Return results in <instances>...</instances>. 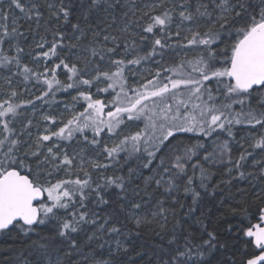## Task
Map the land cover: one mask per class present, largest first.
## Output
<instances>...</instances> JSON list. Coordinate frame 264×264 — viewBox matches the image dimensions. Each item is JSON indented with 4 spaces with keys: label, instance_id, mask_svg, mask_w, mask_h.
Masks as SVG:
<instances>
[{
    "label": "snow or ice",
    "instance_id": "1",
    "mask_svg": "<svg viewBox=\"0 0 264 264\" xmlns=\"http://www.w3.org/2000/svg\"><path fill=\"white\" fill-rule=\"evenodd\" d=\"M6 2L0 52L15 55L0 54L5 83L42 84L34 100L49 108L73 90L66 110L86 107L37 121L34 100L10 102L16 89L0 104V238L20 241L0 250V264H264V0ZM118 21L122 36L107 31ZM191 47L196 56L127 87L137 66ZM117 88L110 101L95 98ZM25 105L33 115L20 119ZM141 120L121 135L125 121ZM241 127L248 134L237 140ZM178 133L188 142L173 143ZM249 158L255 171L245 170ZM240 180L251 201L241 188L243 202L214 196ZM153 223L159 242L137 251Z\"/></svg>",
    "mask_w": 264,
    "mask_h": 264
},
{
    "label": "rangeland",
    "instance_id": "2",
    "mask_svg": "<svg viewBox=\"0 0 264 264\" xmlns=\"http://www.w3.org/2000/svg\"><path fill=\"white\" fill-rule=\"evenodd\" d=\"M0 7H3L5 10H7V2L6 0H0ZM23 23V22H22ZM29 25L28 24H23L22 27V31H27ZM32 27H34V25H32ZM133 31H138V29H133ZM39 37H37L38 39ZM49 40V39H48ZM51 41V40H49ZM32 44V37L29 36L28 41L26 44H24L25 48L27 49L28 45ZM46 50V49H45ZM9 53L7 54L8 51H6V53L0 52V54H7L9 56L15 55V52L12 51L11 49H9ZM198 53V49L195 47H191L188 49H179L177 51H173V52H169L167 55H165L164 59L162 61H160V64H156L155 62L153 63H142L140 66H137V75L135 77L128 75V80H127V87L131 88V87H136L137 86V82L140 81V77H146L148 79H152L155 72L157 70H159L161 67H168L170 65H173L175 63H178L181 59L183 58H189L191 59L192 57L196 56ZM156 60H160L159 57L155 58ZM56 62V59H52L51 61H41V67L39 68V71H43V65L47 64L49 67L53 66L54 64H52L53 62ZM24 63H27L30 67H32L33 69L36 68V65L31 61L30 57H25L24 58ZM131 67V66H129ZM13 71H16L15 68H13ZM61 72L65 73V70L63 68L58 69V79L62 80V81H66V75L64 73L60 74ZM163 75H168L167 73H162ZM9 73L4 71V70H0V104L3 103V101L5 100H9V96H10V92L13 89H16L18 91V95L14 98H11L12 103H16V104H21L22 102L28 101V100H34L35 96L40 95V91H42L44 89L45 86H43L42 84H36L34 81L29 82L27 87L30 89V91H21V89H23L25 86L24 84H22L21 81V77L19 76H15L12 79V84L9 85L7 83H5V76H8ZM127 75V74H126ZM142 82V81H140ZM93 93L96 92V89L93 88L91 90ZM119 91V88H117L115 91L113 90H109V92L107 93H99L95 98H99V99H107V101H110L112 99L113 96H115L116 92ZM72 95H76V93L73 90H68V92H57L56 93V103L52 105L51 108H49L48 105L44 104L42 101H36L34 100L36 109L38 110L36 112L35 115V119L37 121H40V116L41 114H47L49 112L55 114L58 118V121L60 119L61 114H63V118L66 121L68 118L71 117L72 112H82L84 110V107H86V102L81 100L79 103H77L75 105L74 109H71L70 107L66 110V105H70L71 104V96ZM129 95H131V93H129ZM58 105V106H57ZM108 109L106 108L105 111H107ZM18 111L23 113V116L20 117V119H24L25 117H29L33 115V107L32 105H25L23 108L18 109ZM41 123L43 124V122L41 121ZM17 127H19V124H17ZM51 127V126H49ZM144 127V122L141 121H125V124L122 126L121 129V135H127V134H132L135 133L136 131H138L139 129ZM87 135L91 136L90 132L86 133ZM248 134V130L246 128H240L238 135H237V140L240 139V136H246ZM185 136L182 137L178 140L173 141V143H177L179 141H184L185 143L188 142V138L190 137L191 134H186V133H178L177 136ZM82 139V138H81ZM114 139H116L114 137ZM73 144V146H75V141L72 142H68ZM209 145V151H211V147L210 144L211 142L208 141L207 142ZM234 147V146H233ZM238 147L239 144H238ZM165 152H167V149H165ZM89 155H94V153H89ZM203 155V152H201V156ZM234 155V154H233ZM121 156H123V153H121ZM235 157V156H234ZM259 158V157H258ZM256 158V159H258ZM159 161L157 160L156 163H158ZM218 168H220L219 166H217ZM249 168H252V160L250 163ZM223 169V168H222ZM253 169V168H252ZM96 177V173H93V178ZM67 178V177H65ZM71 178H75V176L71 177Z\"/></svg>",
    "mask_w": 264,
    "mask_h": 264
},
{
    "label": "trees",
    "instance_id": "3",
    "mask_svg": "<svg viewBox=\"0 0 264 264\" xmlns=\"http://www.w3.org/2000/svg\"><path fill=\"white\" fill-rule=\"evenodd\" d=\"M120 26H121V24L118 21L117 22V25H114L113 28L107 29V31L110 32V33H112V34H114V35H120V36H122V34L119 33V31L116 30ZM102 27H103V25H102ZM133 29H135V28H133ZM41 34H43V31L42 30H41ZM48 39L49 40L52 39L51 33L48 34ZM121 42H123V41H121ZM7 51H8L7 52V54H8L10 51H9V49ZM54 59L55 58H53V60ZM55 63H58V61L53 62L52 64H55ZM62 73H64V72H61L60 74H62ZM182 137H185V136H182V135L177 136V140L180 139V138H182ZM233 146H234L233 147V154H234V156H238L239 153H240V151H241V148L238 147V144H234ZM245 147H247V144H245ZM255 158L260 159V153L259 152L256 153ZM251 160H252V158H249L248 161H247V163L245 164V170H247V171H255L256 170V169L249 168L250 163H251ZM135 163H136L135 160L130 161V164H132V165H134ZM214 171H215V169H214ZM223 171H224V169L219 168V171L216 173V175L213 176V178L211 180V184L215 185V184H218L219 183V181L222 178L221 174L223 173ZM254 183H256V182L254 181ZM221 187L224 188L223 191H219L218 190V191H216L214 193V196L217 199H219L221 197H229V193H231L232 195H231V197H229V202L230 203H233L234 204L236 201L243 202V200L245 199V196L242 193L237 192V188L244 189L246 192L249 193V195L247 197V199L249 201H251V199H252V196H251V191L252 190L250 189L247 181H244V180L234 181L233 184H232V186L230 188L227 187V186H223V185ZM180 195H181V200L182 201H188L189 198L184 197L182 192H181ZM232 197H234V199ZM238 218L239 217L234 218L233 222H235V220L238 219ZM168 227L170 228L171 227V224H169ZM158 231H160V229H159L158 225L155 224V223H153V224H151L149 226H146L143 229H141L139 237H137L135 239V249L137 251H148L151 248L152 244L159 242V238L156 236V232H158ZM13 243L19 244L20 241L19 240L13 241L10 238H0V250H2L3 248L7 247L9 244H13ZM141 246H143V247H141ZM106 255H107V250L105 249L104 250V256L103 257L97 256V258H101V259L102 258H105ZM137 264H139V258L137 259Z\"/></svg>",
    "mask_w": 264,
    "mask_h": 264
}]
</instances>
